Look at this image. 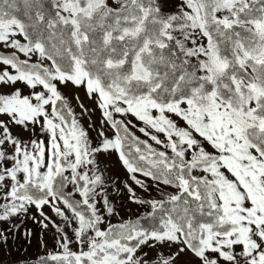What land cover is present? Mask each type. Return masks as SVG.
Masks as SVG:
<instances>
[{
  "label": "snow or ice",
  "instance_id": "6c2138e0",
  "mask_svg": "<svg viewBox=\"0 0 264 264\" xmlns=\"http://www.w3.org/2000/svg\"><path fill=\"white\" fill-rule=\"evenodd\" d=\"M34 241L264 264V0H0V253Z\"/></svg>",
  "mask_w": 264,
  "mask_h": 264
},
{
  "label": "rangeland",
  "instance_id": "374dc122",
  "mask_svg": "<svg viewBox=\"0 0 264 264\" xmlns=\"http://www.w3.org/2000/svg\"><path fill=\"white\" fill-rule=\"evenodd\" d=\"M29 226H31V225H29ZM37 251H38V249L36 246V242L34 241L32 248L29 249L27 253L20 251L19 254H16L15 252H13V254L11 256H9L7 253H0V260L7 263V262H10L13 260L20 259L21 257H23L25 255L33 256L37 253Z\"/></svg>",
  "mask_w": 264,
  "mask_h": 264
},
{
  "label": "trees",
  "instance_id": "16d2710c",
  "mask_svg": "<svg viewBox=\"0 0 264 264\" xmlns=\"http://www.w3.org/2000/svg\"><path fill=\"white\" fill-rule=\"evenodd\" d=\"M5 264H7V263H5Z\"/></svg>",
  "mask_w": 264,
  "mask_h": 264
}]
</instances>
